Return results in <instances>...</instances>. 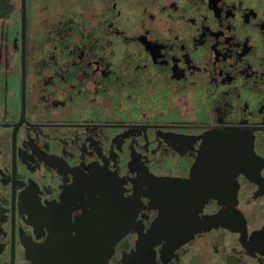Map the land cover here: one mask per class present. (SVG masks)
<instances>
[{
	"label": "flooded vegetation",
	"instance_id": "1",
	"mask_svg": "<svg viewBox=\"0 0 264 264\" xmlns=\"http://www.w3.org/2000/svg\"><path fill=\"white\" fill-rule=\"evenodd\" d=\"M104 257L264 264V0H0V264Z\"/></svg>",
	"mask_w": 264,
	"mask_h": 264
},
{
	"label": "water",
	"instance_id": "2",
	"mask_svg": "<svg viewBox=\"0 0 264 264\" xmlns=\"http://www.w3.org/2000/svg\"><path fill=\"white\" fill-rule=\"evenodd\" d=\"M208 151H202L199 157V165L198 167L200 168V171L195 169V173L193 174L192 180L195 181L197 184L201 181H204L205 179H214V173L211 175V171L214 172L215 167H221L223 171L225 172L227 169V173L233 171V159L231 156L235 153L234 151L227 150V159L225 158V151H220V150H215L212 151L210 155H208ZM221 157H223L221 159ZM218 163L219 161H221ZM202 165V169H201ZM205 166V167H204ZM203 174L206 176H203ZM233 174V173H232ZM232 174H230L228 177H230ZM175 180H171V184L174 183ZM191 181V180H189ZM207 181V180H206ZM208 183V182H207ZM215 191H205V192H196L197 196H209L215 194ZM106 257V256H105ZM103 258L104 261L101 262V264H106V258ZM102 259V258H101Z\"/></svg>",
	"mask_w": 264,
	"mask_h": 264
}]
</instances>
